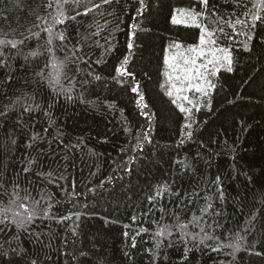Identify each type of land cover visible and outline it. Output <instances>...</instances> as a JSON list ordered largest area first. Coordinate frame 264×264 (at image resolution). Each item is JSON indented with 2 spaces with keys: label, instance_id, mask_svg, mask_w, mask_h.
I'll return each instance as SVG.
<instances>
[{
  "label": "trees",
  "instance_id": "1",
  "mask_svg": "<svg viewBox=\"0 0 264 264\" xmlns=\"http://www.w3.org/2000/svg\"><path fill=\"white\" fill-rule=\"evenodd\" d=\"M98 3L0 0V264H264V0Z\"/></svg>",
  "mask_w": 264,
  "mask_h": 264
},
{
  "label": "rangeland",
  "instance_id": "2",
  "mask_svg": "<svg viewBox=\"0 0 264 264\" xmlns=\"http://www.w3.org/2000/svg\"><path fill=\"white\" fill-rule=\"evenodd\" d=\"M172 19L175 23L195 24V22L192 21L194 19L193 14L191 15L190 13L185 14L184 12L179 11L172 16ZM203 35L204 34L201 33L199 42L191 49H187V51L178 49L177 51L169 52L165 57L168 72L171 74V79H173L172 91L179 92V94H184V92L191 87L188 80L181 81L176 79V77L177 75H183L184 72L193 69V57H196L195 65L199 66L196 71H198L200 75L196 76L195 71H193L191 79L198 83V86L196 87L199 88L205 85V71L209 65L216 70L223 64H228V62L224 59L225 54L228 55L226 50L223 49V52H221L218 48L211 49L212 44L210 45V42L207 39L205 40L204 44H201L200 41ZM193 49H195V51H192ZM185 53H188L187 57ZM185 60H188L189 63L185 64ZM208 61L212 62L208 63Z\"/></svg>",
  "mask_w": 264,
  "mask_h": 264
},
{
  "label": "snow or ice",
  "instance_id": "3",
  "mask_svg": "<svg viewBox=\"0 0 264 264\" xmlns=\"http://www.w3.org/2000/svg\"><path fill=\"white\" fill-rule=\"evenodd\" d=\"M64 2H65V3H68L69 0H64ZM72 2L79 4V3L82 2V0H72ZM202 2L206 5L207 2H208V0H202ZM111 3H113V0H103V4H111ZM103 4H99V3H98V4L96 5V7H97V8H101V7H103ZM94 11H95V9L89 7L87 11H85V12H83V13H81V14L87 16L90 12H94ZM64 22H65V20H64V18H62V17L54 18V23H56V24H62V23H64ZM239 22H240V21H237V23H239ZM256 22L264 23V17H258L257 20L253 21V24H255ZM196 27H199V24H197ZM46 30L49 31L50 33H51V31H52L51 28H47ZM215 35H216L215 32H209V31L205 30V31H204V35L201 37V41H200V43H201V44H204V43H205V40L207 39L208 41H210L211 43L214 44V43H215V40H213L212 37L215 36ZM57 38H58V39H63V37H57ZM21 43H22V41H21ZM7 46H11L12 48H16V47H17V43H15V42H4V41H0V49H2L3 47H7ZM192 51H195V49H193ZM219 51L223 52V49H220ZM198 55H199V54H198ZM195 59H196V57H193V58H192V64H193V66H194L193 69H190L189 71L184 72L183 75H177L176 79L181 80V81L188 80V81L190 82V81H191V78H192L193 71H195V75H196V76H199V75H200V73H199L198 71H196V69H198L199 66H196V65H195ZM224 59H225V60L228 62V64L230 65V63H231V58H230L227 54H225ZM211 62H212V61H208V63H211ZM125 63H127V61H125ZM184 63H185V64H188L189 61H188V60H185ZM227 70L230 71L231 68L229 67ZM120 75H125V73H124V72H121ZM189 90H190V89H189ZM195 90L199 92V91H201L202 89L199 88V87H197ZM204 94L207 95V92H205ZM169 95H171V93H169ZM184 99L187 100L188 98H187V97H184ZM140 100H141V101L143 100V97H142V96L140 97ZM180 110H181L182 112L185 111V109H184L183 107H181ZM197 110H198V109H197ZM185 127H188V125H186ZM24 211L26 212L27 209H24ZM16 215L19 216L20 213H17ZM31 219H32L31 216L27 217V221H28V222H30ZM157 235L163 236V235H164V232L161 231V232L157 233Z\"/></svg>",
  "mask_w": 264,
  "mask_h": 264
}]
</instances>
